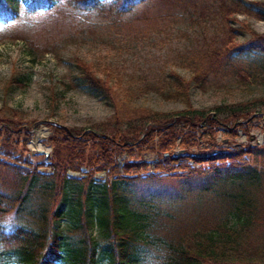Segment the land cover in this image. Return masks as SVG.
<instances>
[{
	"label": "trees",
	"instance_id": "1",
	"mask_svg": "<svg viewBox=\"0 0 264 264\" xmlns=\"http://www.w3.org/2000/svg\"><path fill=\"white\" fill-rule=\"evenodd\" d=\"M142 1L75 0L73 6L117 18ZM196 1L200 0H160L166 7L186 11L196 10ZM219 1L211 12L226 25L227 37L221 47L204 52L206 68L195 69L188 81L172 73L164 85L143 80L134 89L119 74L103 69L101 76L95 75L74 57L78 75L62 82L64 92L90 88L102 94L112 114L91 130L54 127L47 164H31V157L24 155L29 127L12 110L0 108V264H264V146L248 142L224 148L209 137L213 151L189 152L199 138L213 135L214 126L235 137L239 130L247 132L246 119L253 115L260 119L264 113V104L231 110L216 107L218 114L207 121L203 112L189 105V81L200 80V89L209 74L226 69L243 82L247 72L232 58L264 56V36L253 31L250 40L234 44L246 31L245 25L244 29L228 25L237 22L233 16L242 0ZM52 6V0H30L27 9L33 13ZM252 6L259 9L243 11L264 19V3ZM16 17L8 0H0V24ZM23 81L15 73L9 86L22 88ZM151 94L187 106L169 113L142 111L137 101ZM150 126L154 129L140 142ZM204 128L209 131L199 133ZM178 140L181 151L173 157L169 151ZM142 147L157 158L151 163L133 158ZM40 167L46 170L39 171ZM172 169L181 173L171 174ZM139 170L152 172L142 178L136 175ZM100 173L103 178H97ZM160 178H171L172 190L157 188L166 184ZM217 188L231 190L221 224L204 230L205 234L193 230L197 223L185 229L186 217L195 212L187 206L196 200L193 195ZM173 204L179 208L171 217V211H176L171 209Z\"/></svg>",
	"mask_w": 264,
	"mask_h": 264
},
{
	"label": "rangeland",
	"instance_id": "2",
	"mask_svg": "<svg viewBox=\"0 0 264 264\" xmlns=\"http://www.w3.org/2000/svg\"><path fill=\"white\" fill-rule=\"evenodd\" d=\"M29 1L8 0L17 17L8 24H0V108L12 110L14 116L20 117L25 127H29L28 151L24 155L31 157L32 165L49 161L52 149L48 139L54 127L91 130V127L106 121L112 114L102 94L90 88L81 87L64 92L62 82L68 83L78 75L72 62L74 57L85 62L91 69L88 71L95 75L101 76L103 69L113 75L117 73L125 85L135 89L140 87L143 80L164 85L165 78L172 73L186 81L190 80L195 69L206 68L208 61L204 58V52L219 47L227 37L226 25L211 12L213 8L214 12L217 10L219 0L196 1L198 8H206L202 11L198 8L186 11L166 7L160 0H143L117 18L97 11L77 10L73 6L75 0H52L50 10L32 13L27 10ZM252 3L263 4L264 0H242L240 11L233 16L237 22L228 24L234 29L246 27L247 32L238 35L234 44L250 40V31L264 36V19L243 11L245 7L251 12L257 11L258 7H249ZM232 60L246 70L248 76L245 81L238 80L226 69L217 75L209 74L207 82L200 89V80L189 81V105L203 112L207 121L215 118L216 107L231 110L234 106L242 109L264 104V56L245 55L233 57ZM229 70L232 71L231 68ZM15 73L24 78L22 88L9 86ZM137 105L142 111L159 113L180 111L187 106L184 103L163 101L155 94L140 98ZM247 120H243L244 124L248 123L246 133L239 130L232 137L217 125L211 130L213 135L208 133L211 136L199 138L189 152L202 154L213 151L208 142L209 137H215V141L224 148L229 144L246 145L248 142L264 146V117ZM207 124L214 125L210 122ZM150 128L141 136L140 142L154 129L153 126ZM198 131L203 133L209 130L204 128ZM37 132L44 134L38 146L33 143ZM179 144L180 140L170 149L171 156L179 155ZM46 152L49 154L47 159ZM137 152L140 153L132 157H140L147 163L153 162L158 156L144 147ZM202 166L206 168V164ZM45 170V167L39 168V171ZM178 171L172 169L171 174L181 173ZM151 172L139 170L136 175L145 178L144 174L148 176ZM130 174L135 175L134 172ZM98 177L103 178V173ZM160 179V183L166 184H157V188L167 186L172 190L169 186L171 178ZM218 188L193 195L196 200L193 199L191 205L187 206L195 212L186 217L185 229L197 223L193 230L205 234L204 230L215 229L221 224L226 217L223 212L229 207L227 198L231 190ZM178 208L175 209L173 204L171 209L176 211H171L169 215L173 217ZM205 226L209 227L202 229Z\"/></svg>",
	"mask_w": 264,
	"mask_h": 264
},
{
	"label": "bare ground",
	"instance_id": "3",
	"mask_svg": "<svg viewBox=\"0 0 264 264\" xmlns=\"http://www.w3.org/2000/svg\"><path fill=\"white\" fill-rule=\"evenodd\" d=\"M44 136L42 132H37L36 136L34 137L33 143L38 146L40 139Z\"/></svg>",
	"mask_w": 264,
	"mask_h": 264
},
{
	"label": "water",
	"instance_id": "4",
	"mask_svg": "<svg viewBox=\"0 0 264 264\" xmlns=\"http://www.w3.org/2000/svg\"><path fill=\"white\" fill-rule=\"evenodd\" d=\"M254 116H252L251 118H253ZM262 117H264V114L262 115ZM49 154L45 153V157L48 158Z\"/></svg>",
	"mask_w": 264,
	"mask_h": 264
}]
</instances>
